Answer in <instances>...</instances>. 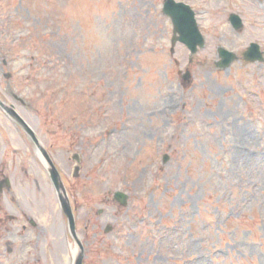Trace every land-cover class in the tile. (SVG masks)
I'll return each instance as SVG.
<instances>
[{"label": "rangeland", "instance_id": "1", "mask_svg": "<svg viewBox=\"0 0 264 264\" xmlns=\"http://www.w3.org/2000/svg\"><path fill=\"white\" fill-rule=\"evenodd\" d=\"M182 1L206 39L191 63L185 46L169 52L163 0H0V42H16L23 99L32 90L22 114L60 172L83 264H264V63L215 66L220 44L264 42V0ZM33 159L31 175L14 173L15 202L0 200V264H73L77 245ZM26 179L31 204L18 193Z\"/></svg>", "mask_w": 264, "mask_h": 264}, {"label": "flooded vegetation", "instance_id": "2", "mask_svg": "<svg viewBox=\"0 0 264 264\" xmlns=\"http://www.w3.org/2000/svg\"><path fill=\"white\" fill-rule=\"evenodd\" d=\"M15 44L16 42H0V61L2 68L0 70V81L3 78L4 84H0V103L23 116V108H25L24 110L26 112L33 114V107L24 101L21 96L22 86L17 79L18 75L22 73V70H11L13 65L16 62H20L19 60L21 59L19 50H16ZM26 78H30L27 73ZM0 116V186L3 189L0 193V200L5 195L10 198L9 202L13 204L15 201L11 187L14 186L15 181L17 183L18 180H22L20 176L17 180L14 173H18L19 175L21 173H29V175L33 173V149L35 150V147L31 137L3 110L1 105ZM24 119L26 120L25 117ZM6 178L9 179V184L4 181ZM28 184H30L29 187ZM18 193L29 204L32 203L33 185L30 179H26L23 182V186L18 183ZM20 216L28 219V222L31 223V218H27L24 214H20Z\"/></svg>", "mask_w": 264, "mask_h": 264}, {"label": "water", "instance_id": "3", "mask_svg": "<svg viewBox=\"0 0 264 264\" xmlns=\"http://www.w3.org/2000/svg\"><path fill=\"white\" fill-rule=\"evenodd\" d=\"M164 12L171 17L174 25V33L176 32L179 33V37L177 38L181 41H184V43L190 48L191 53H194L197 50V45L199 46L203 45V38L198 31L197 25L194 20L193 12L189 9L188 5L184 3H174L173 0H168V3L165 4ZM233 18H238V17L234 15ZM233 59L234 56L233 54L230 53V57L226 58L220 65L226 67ZM188 76L189 74L186 73L184 75V78H187ZM52 177L54 180L56 178V175L52 174ZM56 187L59 189V187L61 186H56ZM114 198L117 201H119V203H121L122 205H126L127 196L122 192H115ZM59 199L64 212L67 214L69 218L70 230L74 235V237L76 238L71 210L64 191L63 194L59 193ZM77 243L82 250L81 244L79 242ZM82 258H83V252L81 251L75 260V264H81Z\"/></svg>", "mask_w": 264, "mask_h": 264}, {"label": "bare ground", "instance_id": "4", "mask_svg": "<svg viewBox=\"0 0 264 264\" xmlns=\"http://www.w3.org/2000/svg\"><path fill=\"white\" fill-rule=\"evenodd\" d=\"M75 252H76V249L74 248L73 253H75Z\"/></svg>", "mask_w": 264, "mask_h": 264}]
</instances>
